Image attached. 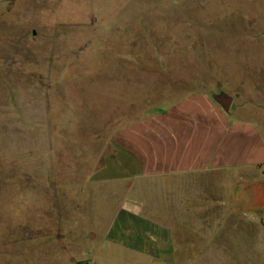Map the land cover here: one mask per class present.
<instances>
[{"label":"rangeland","instance_id":"rangeland-1","mask_svg":"<svg viewBox=\"0 0 264 264\" xmlns=\"http://www.w3.org/2000/svg\"><path fill=\"white\" fill-rule=\"evenodd\" d=\"M263 37L264 0H0V264L140 262L105 235L127 208L170 229L178 264H264V168L198 179L197 217H172L166 189L145 205L116 180L136 165L111 142L202 81L232 111L264 74Z\"/></svg>","mask_w":264,"mask_h":264},{"label":"crops","instance_id":"crops-1","mask_svg":"<svg viewBox=\"0 0 264 264\" xmlns=\"http://www.w3.org/2000/svg\"><path fill=\"white\" fill-rule=\"evenodd\" d=\"M201 83L118 125L111 133L121 167L128 160L136 165L135 171L127 170L116 180L139 185L146 194L145 205L155 203L157 190L166 189L165 195H160L161 206L171 207L172 213L162 210L165 217L169 213L178 217L179 210L197 217L185 206L192 199L198 203L207 196L202 192L200 197L198 179L264 168V74L253 73L238 81L235 93L239 99L232 111H224L206 85L219 87L220 80ZM130 205H138L135 198ZM134 211L118 209L107 226V240L142 258L130 264H178L164 254L171 248L167 244L170 229L156 218Z\"/></svg>","mask_w":264,"mask_h":264},{"label":"water","instance_id":"water-1","mask_svg":"<svg viewBox=\"0 0 264 264\" xmlns=\"http://www.w3.org/2000/svg\"><path fill=\"white\" fill-rule=\"evenodd\" d=\"M212 98L220 105V107L224 111H228L231 103H232V96L225 93V92H219L212 94Z\"/></svg>","mask_w":264,"mask_h":264}]
</instances>
